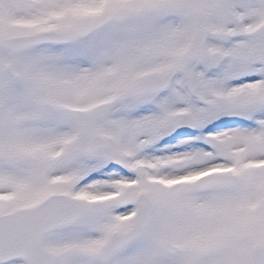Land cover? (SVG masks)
<instances>
[{"label": "snow or ice", "instance_id": "snow-or-ice-1", "mask_svg": "<svg viewBox=\"0 0 264 264\" xmlns=\"http://www.w3.org/2000/svg\"><path fill=\"white\" fill-rule=\"evenodd\" d=\"M0 264H264V0H0Z\"/></svg>", "mask_w": 264, "mask_h": 264}]
</instances>
